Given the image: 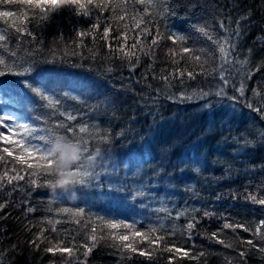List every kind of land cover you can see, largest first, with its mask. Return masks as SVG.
Instances as JSON below:
<instances>
[{"label":"trees","instance_id":"trees-1","mask_svg":"<svg viewBox=\"0 0 264 264\" xmlns=\"http://www.w3.org/2000/svg\"><path fill=\"white\" fill-rule=\"evenodd\" d=\"M0 61V264H264V0L0 2Z\"/></svg>","mask_w":264,"mask_h":264},{"label":"snow or ice","instance_id":"snow-or-ice-1","mask_svg":"<svg viewBox=\"0 0 264 264\" xmlns=\"http://www.w3.org/2000/svg\"><path fill=\"white\" fill-rule=\"evenodd\" d=\"M0 2L2 3H8L9 0H0ZM29 2H31V0H29ZM43 3L45 4H48L50 5L51 7L53 8H59V7H62V6H73V5H78L80 4V0H42ZM89 2H91V0H89ZM81 7H83V5H80ZM4 16H11L12 13L11 12H4L3 13ZM3 61H0V63H2ZM5 73L4 72H0V77L4 76ZM191 97H189L190 99ZM11 131V129H10ZM66 140H69L67 137H64ZM50 141V139H49ZM13 143H15V141H13ZM5 152H7L9 155L12 154V152L9 150V149H5L4 150ZM25 151H28V149H25ZM31 154V153H30ZM64 155H65V158L67 160H71L73 158V153L70 151V149H64ZM40 159H43V160H47L48 161V165L50 167L54 166V162L49 160L48 158H46L44 155H42L40 157ZM82 159V157H80V160ZM93 159L92 156H89L88 157V160L89 162H91V160ZM76 169H78L77 172L74 173V175L78 178V181H82L84 179L85 176H87L89 173L87 171V169H84L83 166L81 164H76L75 165ZM21 179H23V177H20ZM113 228H116L117 225L116 224H113L112 225ZM137 235H139V233H137ZM121 240L123 241H127L129 239V237L127 235H124V236H121L120 237ZM127 247H131V245H127ZM144 253H141V255H143Z\"/></svg>","mask_w":264,"mask_h":264},{"label":"clouds","instance_id":"clouds-1","mask_svg":"<svg viewBox=\"0 0 264 264\" xmlns=\"http://www.w3.org/2000/svg\"><path fill=\"white\" fill-rule=\"evenodd\" d=\"M64 160L65 156L62 154L59 160L54 161V168H60L63 165ZM78 182L79 181L75 179V175L72 171H61L55 182L50 184L49 187L54 191L56 188L65 189Z\"/></svg>","mask_w":264,"mask_h":264}]
</instances>
